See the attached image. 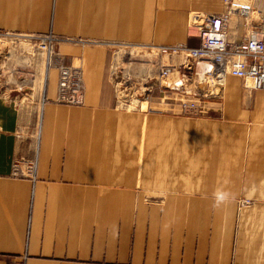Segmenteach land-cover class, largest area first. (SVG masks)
<instances>
[{
	"label": "crops",
	"instance_id": "obj_1",
	"mask_svg": "<svg viewBox=\"0 0 264 264\" xmlns=\"http://www.w3.org/2000/svg\"><path fill=\"white\" fill-rule=\"evenodd\" d=\"M225 10V0H0V33L56 36L84 89L82 104L61 103L58 69L43 70L30 176L15 174L27 115L0 95V264H264V90L227 75L222 97L187 115L176 93L127 104L113 84L117 45L198 48L203 19ZM246 21L231 20V41Z\"/></svg>",
	"mask_w": 264,
	"mask_h": 264
},
{
	"label": "built area",
	"instance_id": "obj_2",
	"mask_svg": "<svg viewBox=\"0 0 264 264\" xmlns=\"http://www.w3.org/2000/svg\"><path fill=\"white\" fill-rule=\"evenodd\" d=\"M247 0H225L226 10L220 14L203 19L199 33L200 46L189 48L180 44L173 48H164L169 53L185 52L187 62L179 66L180 82L170 81L163 86L164 92H173L184 98L182 111L187 115L205 112V102L222 97L227 75H233L245 82L251 90H264V26H252L249 32L239 40L229 39V25L234 17L247 20L249 7L243 3ZM43 49L51 53V67L59 72L58 101L69 105L83 103L84 89L79 69L65 64L57 54L59 39L54 35L36 37ZM170 65V64H168ZM172 66H163L162 74ZM22 91L20 89H16ZM148 90L147 92H151ZM204 110V111H203ZM19 130L17 138H21ZM34 167V166H33ZM26 172L16 164L15 174L30 176L33 168Z\"/></svg>",
	"mask_w": 264,
	"mask_h": 264
},
{
	"label": "rangeland",
	"instance_id": "obj_3",
	"mask_svg": "<svg viewBox=\"0 0 264 264\" xmlns=\"http://www.w3.org/2000/svg\"><path fill=\"white\" fill-rule=\"evenodd\" d=\"M243 3L250 5L251 10L258 12L264 0H247ZM248 21H251L250 15L246 21L247 32L252 26H264V17L261 18L258 13H255L254 20L249 23ZM39 42L33 36L0 33V95L15 99L27 115L20 129L22 134L20 141L25 147L27 156L23 158L20 155L18 159L19 168H23L25 172L30 166H34L37 148L40 98L36 90L41 86L46 57V51L39 47ZM115 50L116 55L119 54L117 57L120 58L119 63L114 64L113 68V84L117 99L130 104L142 101L147 97L149 94L147 91L150 89L152 92L164 91L163 86L166 84L160 81V77L163 75L162 65L169 64V60L163 63L161 57L176 52L170 50L167 53L162 49L129 44H119ZM183 54L186 57V53L183 52ZM14 64H18L21 70V74L18 75L19 80L31 82L22 91L16 90L18 87L9 81V71ZM147 64L152 65L151 73L145 70V67H148ZM142 67L145 71H142Z\"/></svg>",
	"mask_w": 264,
	"mask_h": 264
},
{
	"label": "bare ground",
	"instance_id": "obj_4",
	"mask_svg": "<svg viewBox=\"0 0 264 264\" xmlns=\"http://www.w3.org/2000/svg\"><path fill=\"white\" fill-rule=\"evenodd\" d=\"M248 7H249V13H248V16L250 15L251 16V13H252V10H251V7H250V5H247ZM247 16V17H248ZM21 44V43H20ZM39 47L42 49V50H44V51H46V57H45V71H48V68H49V64H50V62H51V53H50V51L49 50H46V49H43L41 46H40V44H39ZM28 49V48H27ZM30 51V50H29ZM30 53V52H29ZM33 54V53H32ZM174 56H178L177 57V59H176V62H173V60H172V57H174ZM164 57V58H163ZM163 57H161V59H162V62L163 63H165V60H169V64L170 65H168V64H163L162 65V67L163 66H165V65H167V66H172L173 68H169L167 71H166V69L164 70V73H166L165 75H161V77H160V81L163 83V84H167V83H169L170 81H178V82H180V78L178 77V75H179V72H178V67L181 65V64H183V63H185V62H187V59H186V57H185V55L183 54V52L181 53V52H176V53H173L172 55H163ZM118 58V57H117ZM119 59L120 58H118L117 59V61H116V63H119ZM19 66L17 65V66H15V67H13L12 68V70L11 71H9V73H10V75H9V81L11 82V83H13V84H15L17 87H18V89H20V90H22V89H24V87H26L30 82H28V81H20L19 80V77H18V75L19 74H21V70L18 68ZM143 68V67H142ZM147 69V70H146ZM144 70V68L142 69V71ZM145 70L146 71H148V72H150L151 71V69H150V67H145ZM144 70V71H145ZM151 73V72H150ZM151 75V74H150ZM149 75V76H150ZM154 77V76H153ZM151 78V77H150ZM149 79V78H148ZM45 86H46V84L44 85V88H42L43 90H42V92H43V96L45 97Z\"/></svg>",
	"mask_w": 264,
	"mask_h": 264
}]
</instances>
